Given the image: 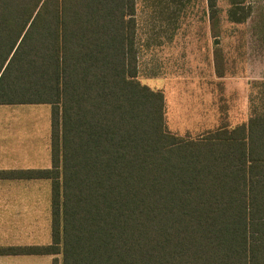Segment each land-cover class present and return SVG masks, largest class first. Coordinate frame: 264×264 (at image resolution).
<instances>
[{"label": "trees", "instance_id": "obj_1", "mask_svg": "<svg viewBox=\"0 0 264 264\" xmlns=\"http://www.w3.org/2000/svg\"><path fill=\"white\" fill-rule=\"evenodd\" d=\"M206 6L212 26L215 0ZM248 14L229 0L230 21ZM135 32L134 0H0V103L49 105V165L0 168L49 180V241L0 255L264 264V110L169 130L162 90L136 78Z\"/></svg>", "mask_w": 264, "mask_h": 264}, {"label": "rangeland", "instance_id": "obj_2", "mask_svg": "<svg viewBox=\"0 0 264 264\" xmlns=\"http://www.w3.org/2000/svg\"><path fill=\"white\" fill-rule=\"evenodd\" d=\"M134 2L136 78L162 90L169 130L195 135L245 120L251 106L264 110V0H243L249 14L241 22L227 18L229 0H215L212 26L206 0ZM48 132L47 103L0 104V167L47 166ZM48 241L49 180L0 179V244ZM0 260L50 264V255Z\"/></svg>", "mask_w": 264, "mask_h": 264}, {"label": "crops", "instance_id": "obj_3", "mask_svg": "<svg viewBox=\"0 0 264 264\" xmlns=\"http://www.w3.org/2000/svg\"><path fill=\"white\" fill-rule=\"evenodd\" d=\"M235 83H237V82H235ZM191 102L194 103V104H196V105H198V103H200V101L198 99H196V101L193 99ZM0 104H12V103H0ZM196 107L197 106H195V107L193 106V109L196 110L197 109ZM43 167H45V166H43ZM0 168H17V167H0ZM4 255H21V254H4ZM4 255H0V256H4ZM48 255H50V259H51V256L52 255L51 254H48ZM0 264H14V263L13 262L12 263H9V262H6L4 260H0Z\"/></svg>", "mask_w": 264, "mask_h": 264}]
</instances>
